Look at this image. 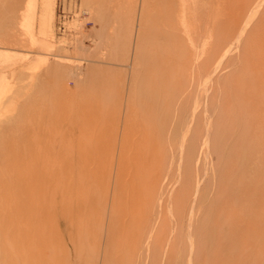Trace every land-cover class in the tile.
<instances>
[{
	"label": "rangeland",
	"instance_id": "374dc122",
	"mask_svg": "<svg viewBox=\"0 0 264 264\" xmlns=\"http://www.w3.org/2000/svg\"><path fill=\"white\" fill-rule=\"evenodd\" d=\"M26 1L0 0V264H264V4L199 0L191 36L195 0H32L31 38Z\"/></svg>",
	"mask_w": 264,
	"mask_h": 264
},
{
	"label": "bare ground",
	"instance_id": "6f19581e",
	"mask_svg": "<svg viewBox=\"0 0 264 264\" xmlns=\"http://www.w3.org/2000/svg\"><path fill=\"white\" fill-rule=\"evenodd\" d=\"M27 1H32V0H27ZM26 1V2H27ZM140 1V0H139ZM205 0H203V2H204ZM217 1V0H216ZM253 1L254 0H245L244 1V3H245V5L247 6V7H249L246 11L248 12V10L250 9V6H251V4L253 3ZM258 1V0H257ZM257 1H256V3L254 4V5H256V4H258V5H256V7L257 6H259V5H261V4H264V0H259V2L257 3ZM116 2V1H115ZM114 2V3H115ZM180 2H182V1H180ZM183 2H185V1H183ZM217 2H220V1H217ZM123 3V2H122ZM121 3V4H122ZM141 3H142V5H141V14H140V18H141V23H143V19L146 17V13H147V11H148V9H149V7H150V1L149 0H141ZM28 4V3H27ZM33 4V5H32ZM180 4V3H179ZM184 4V3H183ZM185 4H187V8H186V10H183L182 12H186L187 13V15H189V17H187V18H190V22L192 23V21H194V22H196L195 23V26H193L192 25V27H196V28H194V30H193V32L190 34L191 36L193 35V34H196V32H197V27H198V25H200V24H198L197 22H202L203 21V19H202V17L201 16H199V14L198 13H200L197 9L198 8H196L195 6H198V5H200V1L199 0H195V1H193V4L191 3V4H189V3H185ZM32 5V6H31ZM35 5V2L33 3V1H32V3L30 4H28L27 5V10L25 9L26 8V5H25V7H24V13H22L21 12V15H22V25L23 26H25V27H28V30H29V36H31V38H33L34 37V26H32L31 25V23H30V19H32V17H30V14H31V9L33 8V6ZM138 5V4H137ZM181 5V4H180ZM22 6V5H21ZM190 6V7H189ZM35 7V6H34ZM200 7V6H199ZM218 7H220V8H218V10L219 9H221L222 7L221 6H219L218 5ZM252 7V6H251ZM255 7V6H254ZM54 8V7H53ZM259 8V7H258ZM262 8V5H261V7H260V9ZM246 9V8H245ZM251 9H253V7L251 8ZM162 10V9H161ZM179 11V10H178ZM35 12H36V10H35ZM163 12V11H162ZM219 12V11H218ZM51 13L52 14H50L51 15V18L53 17V9H51ZM178 13V12H177ZM177 13H175V15H178V14H181L180 12L177 14ZM255 13V12H254ZM217 14V13H216ZM215 14V21H216V16L219 14V16H217V18L219 17V18H221L222 17V15H220V12L216 15ZM20 15V16H21ZM161 15V14H160ZM182 15V14H181ZM187 15H185V16H187ZM247 15L249 16V13H247ZM247 15H246V17H247ZM167 16V15H166ZM183 16V15H182ZM185 16H183V17H185ZM257 16V15H256ZM176 17V16H175ZM179 17H181L180 15H179ZM178 18V17H177ZM223 18V17H222ZM255 18V17H254ZM253 18V19H254ZM205 19V18H204ZM247 19H249V17L247 18ZM246 19V20H247ZM192 20V21H191ZM206 20V19H205ZM219 20V19H218ZM21 21H20V23H21ZM208 22H207V24L209 23V17H208V20H207ZM248 21V20H247ZM54 22V21H53ZM191 23L189 24V25H191ZM205 23V22H204ZM203 23V24H204ZM135 24V23H134ZM193 24V23H192ZM207 24H204L205 26L207 25ZM197 25V26H196ZM209 25V24H208ZM244 25V26H243ZM242 26L243 27H241V30H240V33H239V35H238V38L239 37H244V35H243V32L245 31V29H247L246 28V25L245 24H243ZM250 25V24H249ZM41 26H43V24L41 25ZM205 26H202V27H204L203 29L206 31V27ZM20 27V26H19ZM153 27V26H152ZM183 27V26H182ZM200 27V26H199ZM198 27V28H199ZM42 28V27H41ZM180 28H181V25H180ZM168 29H169V27H168ZM168 29H166V30H168ZM185 29V28H184ZM193 29V28H192ZM199 29H201L202 30V33H203V29L202 28H199ZM170 30V29H169ZM181 30H183V29H181ZM195 30H196V32H195ZM24 31V30H23ZM200 31V30H199ZM199 31H198V33H199ZM36 32V31H35ZM141 29H139L138 30V33H139V36L141 35ZM191 32V31H190ZM195 32V33H194ZM181 33V32H180ZM198 33H197V36H199V37H201V39H202V37L204 36V38H205V35H202V34H200V35H198ZM205 33V32H204ZM206 33H207V31H206ZM209 33V32H208ZM183 35H185L186 36V34H184V33H182ZM181 34V35H182ZM244 34H245V32H244ZM24 35H25V38L27 37V35L25 34V31H24ZM152 35V34H151ZM153 36V35H152ZM189 36V35H188ZM190 36V37H191ZM196 36V35H195ZM195 37V39L197 40V38L198 37ZM22 37V36H21ZM24 37V36H23ZM194 37V36H193ZM29 39H30V37H28ZM53 38V37H52ZM28 39V40H29ZM192 39H194V38H192ZM192 39H188L189 41H193ZM200 38L198 39V45H200V46H204V45H201V42L199 41V40H201ZM208 38H206V40H207ZM230 38H228V39H226V42L224 43V42H222V48H226L224 51V53H223V51H222V53H219L218 55V58L220 57V61H223L222 59L223 58H225V56H226V54L228 55V53H229V48H228V50H227V47H230V48H232L233 49V46H232V44L229 42L230 40H229ZM25 40V39H24ZM31 40H33V39H31ZM188 40H186V41H188ZM206 40L204 39V44L207 46L208 44H209V42H210V40L208 39L207 40V43L208 44H206L205 42H206ZM259 40V39H258ZM52 41H54V40H52ZM185 41V42H186ZM209 41V42H208ZM22 42V41H21ZM28 42V41H27ZM32 42V41H31ZM49 42H51V40L49 41ZM64 43H66L65 41H63ZM62 42V43H63ZM184 42V44L188 47V42L187 43H185ZM194 42H196L195 40L193 41V42H190L191 44H192V47H194L195 46V48H197L196 47V45L194 44ZM200 42V43H199ZM221 42V41H220ZM228 42H229V44H228ZM56 43V42H55ZM63 43V44H64ZM190 43H189V45H190ZM224 43V44H223ZM256 42H254V44H255ZM30 44V43H29ZM33 44V43H32ZM67 44V43H66ZM203 44V43H202ZM211 44V43H210ZM226 44H228L227 45V47H225V45ZM235 44V43H234ZM194 45V46H193ZM197 45V46H198ZM238 45V44H237ZM20 46V45H19ZM30 46H31V44H30ZM32 46H34L35 47V44H33ZM200 46H199V48H200ZM210 46V45H209ZM209 46H207L205 49H209V48H211V47H209ZM235 46V45H234ZM54 47V46H53ZM65 47V46H64ZM186 47V48H187ZM205 47V46H204ZM238 47V46H237ZM40 48V47H39ZM67 48V47H66ZM191 48V47H190ZM201 48H203V47H201ZM45 49H48V48H45ZM53 49V48H52ZM60 49H63V47L62 48H60ZM198 49V48H197ZM231 49V50H232ZM237 49H239V48H237ZM236 49V50H237ZM198 50H200V49H198ZM211 50V49H210ZM209 50V51H210ZM227 50V51H226ZM230 50V51H231ZM56 51H58V50H56ZM194 51V50H193ZM169 52H170V50H169ZM200 51H198V53H199ZM206 52V51H205ZM208 52V51H207ZM220 52H221V50H220ZM228 52V53H227ZM232 52H233V50H232ZM30 53V52H29ZM209 53L210 52H208V53H204L203 52V54H206V56H208L209 55ZM208 54V55H207ZM60 55V54H59ZM58 55V56H59ZM191 55H192V53H191ZM196 55V54H195ZM221 55V56H220ZM199 56V55H198ZM198 56H196V57H198ZM62 57V56H61ZM204 56H202V58H203ZM192 58H193V55H192ZM201 58V57H200ZM200 58H198L199 60H200ZM202 58H201V60H202ZM209 59H206V61H205V66L206 65H209ZM200 62V61H199ZM219 62V61H218ZM220 63V62H219ZM222 64V63H221ZM23 65H25V63L23 64ZM199 65V64H198ZM212 65V64H211ZM201 66H203V65H201ZM204 66V67H205ZM216 66V65H215ZM221 65H219V67H220ZM204 67H203V69L202 70H204ZM219 67H218V69H217V71L219 70ZM200 67H198V70H200L199 69ZM202 68V67H201ZM212 69H213V67H212ZM214 70V69H213ZM207 71V70H206ZM209 71H211V67L209 68ZM208 71V72H209ZM199 72V71H198ZM202 71H200V73H201ZM207 72V74H209ZM213 72V71H212ZM214 72H216V71H214ZM211 73V72H210ZM223 73V72H222ZM202 75V74H201ZM205 76V75H204ZM207 76V75H206ZM220 76V75H219ZM209 77V76H208ZM214 77V76H213ZM260 77L262 78V83L264 84V69H263V71H262V74L260 75ZM210 79H212V77L210 76ZM210 81V80H209ZM255 88V87H254ZM206 90V89H205ZM203 91V90H202ZM211 93V92H210ZM209 97V96H208ZM205 99V98H204ZM207 100V99H206ZM262 100H263V102H264V95L262 96ZM198 104V103H197ZM257 106H258V104H257ZM195 112V111H194ZM183 126L185 125V124H182ZM106 129H108V128H106ZM109 130H111V129H109ZM189 133V128H186L185 127V129H184V131H183V135L186 137V135H189L188 134ZM80 135H81V133H80ZM104 137H105V133H104ZM146 138H148V137H146ZM111 141H109V140H102V142H100V143H98L96 146H94L93 148H91V150H89L88 152H87V150H88V145H85V147H86V149L87 150H84V152L86 153V155H85V157H87V158H89V157H91L92 155L94 156V158L96 159V160H99V159H101L103 156H102V154L104 153V150L106 149V148H109V150L111 149V151H113V150H115L116 148L115 147H117V143L115 144V141L114 140H112V139H110ZM124 140V139H123ZM115 145V146H114ZM114 146V147H113ZM126 142H125V140L122 142V145H121V152H124V150H125V148H126ZM138 149L140 150V152H141V154H145V155H147L148 153H150V151H151V144L150 143H148V144H143V143H141L139 146H138ZM133 154L135 155V158H137L139 155H138V153H135V152H133ZM80 156H82V157H84L83 156V154H82V152L80 153ZM142 167H143V165H142ZM143 170H144V167H143ZM134 177L135 178H137L136 177V175L134 174ZM152 177L153 176H151L150 175V178H149V182H148V185H150V183H151V181H152ZM135 182V181H134ZM151 186V185H150ZM155 248H156V245H155ZM154 254V253H153ZM152 254V255H153ZM190 261V260H189ZM190 263V262H189Z\"/></svg>",
	"mask_w": 264,
	"mask_h": 264
}]
</instances>
